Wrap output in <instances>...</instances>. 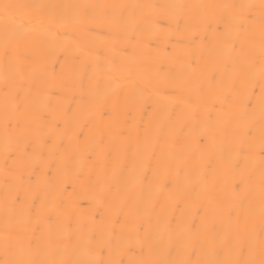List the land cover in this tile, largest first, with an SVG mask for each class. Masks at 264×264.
<instances>
[{
    "label": "bare ground",
    "instance_id": "6f19581e",
    "mask_svg": "<svg viewBox=\"0 0 264 264\" xmlns=\"http://www.w3.org/2000/svg\"><path fill=\"white\" fill-rule=\"evenodd\" d=\"M2 3L25 7L15 22L0 15V236L11 191L17 207L27 197L38 211L43 201L47 223L23 234L25 243L41 238V259L48 258V231L59 240L57 259L124 264L149 249L158 259H196L201 249L234 253L252 240L259 244V9L251 19L245 14L242 39L230 52L224 34L231 10L200 6L260 0ZM86 5L104 7L88 12ZM118 5L127 7H109ZM224 110L234 116L218 123ZM210 131L215 144L204 139ZM25 151L23 181L14 182L11 170ZM209 199L206 237L168 230L184 219L198 228Z\"/></svg>",
    "mask_w": 264,
    "mask_h": 264
},
{
    "label": "snow or ice",
    "instance_id": "6c2138e0",
    "mask_svg": "<svg viewBox=\"0 0 264 264\" xmlns=\"http://www.w3.org/2000/svg\"><path fill=\"white\" fill-rule=\"evenodd\" d=\"M21 7H25L17 4L2 3L0 4V15L3 16L6 22H15L16 17L14 15L15 11ZM86 11L97 7L96 5H86L84 6ZM109 7H127L123 5L109 6ZM157 7V6H150ZM200 7H222L225 9H230L229 18L232 23L231 29H226L225 31V46L232 52L234 48L232 47V42L234 39H242L240 36L242 21L245 18V14H249L248 18L251 19L252 14L258 8L259 9V24L262 31H264V0H260L259 5L254 4H226L218 6H200ZM105 15H111L110 12H105ZM93 19L95 16L93 15ZM192 24L190 18L186 20V25ZM7 54V53H6ZM264 72V69H262ZM240 91H243L241 89ZM259 109L261 114V141L264 144V88L261 89V96L259 100ZM13 110L16 112L20 111L18 106H13ZM234 116L233 113L224 110L222 114L217 115L218 123H227ZM6 120L8 124L11 120L6 115ZM7 126V125H6ZM79 139V137H78ZM208 144H215L217 137L211 131L204 137ZM23 141H17V143H22ZM10 140H6V151L10 149ZM26 147V146H25ZM18 151V149H17ZM28 153L25 151L23 154L17 156L16 167L12 169L14 182L23 181V173L20 171L21 168L25 167L28 163ZM48 181H45L47 183ZM207 187V185H205ZM14 193L11 191L6 192L5 199L3 201V208L5 211V226L3 230V235L0 236V245H2L5 253V258L0 260V264H124L121 259H109L108 261H103L100 259H63L55 258L57 250L59 248V240L55 233L48 231L42 234V238L47 241V256L46 259H41L38 256V252L41 248V238H30L25 243L23 234L27 231H32L33 233L37 231V228L33 227V224L47 223L50 218L44 208L43 201H41V209L36 210L32 208L26 200L17 207L18 202L13 198ZM261 200L264 204V173L261 176ZM213 201L208 200L207 205L203 206L201 211L203 213L200 221V225L197 228L195 224H188V220L184 219L178 222L176 228H171L169 226V231H175L178 233L187 231L189 236L196 235L197 237H206L210 232L208 226V220L212 214ZM262 214H264V206H262ZM35 217V220L33 219ZM165 225H169L167 217H164ZM60 224L59 217L56 221ZM53 226L49 225V229ZM190 246V245H186ZM109 255H112V250H109ZM127 264H264V232L261 233L259 244L257 245L255 240H252L243 249L237 250L234 253L226 252L225 250L216 251L215 249H209L207 253L201 249V255L199 258H176L172 259L170 256L165 255V258L158 259L154 258L152 250L149 249V253L144 256V258H129Z\"/></svg>",
    "mask_w": 264,
    "mask_h": 264
}]
</instances>
